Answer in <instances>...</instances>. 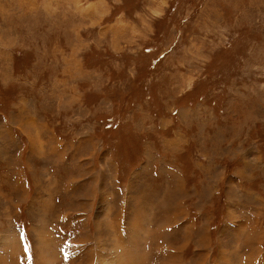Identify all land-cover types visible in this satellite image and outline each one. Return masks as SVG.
<instances>
[{"label":"rangeland","instance_id":"rangeland-1","mask_svg":"<svg viewBox=\"0 0 264 264\" xmlns=\"http://www.w3.org/2000/svg\"><path fill=\"white\" fill-rule=\"evenodd\" d=\"M264 264V0H0V264Z\"/></svg>","mask_w":264,"mask_h":264},{"label":"bare ground","instance_id":"bare-ground-1","mask_svg":"<svg viewBox=\"0 0 264 264\" xmlns=\"http://www.w3.org/2000/svg\"><path fill=\"white\" fill-rule=\"evenodd\" d=\"M15 264V263H14Z\"/></svg>","mask_w":264,"mask_h":264}]
</instances>
